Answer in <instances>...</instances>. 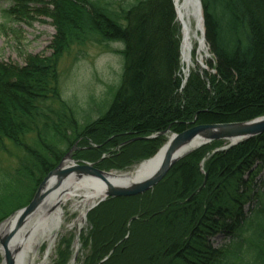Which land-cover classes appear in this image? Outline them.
Listing matches in <instances>:
<instances>
[{
    "label": "trees",
    "instance_id": "16d2710c",
    "mask_svg": "<svg viewBox=\"0 0 264 264\" xmlns=\"http://www.w3.org/2000/svg\"><path fill=\"white\" fill-rule=\"evenodd\" d=\"M200 1L214 63H207L212 72L190 69L182 84L172 0H15L21 14L30 3L41 6L55 34L49 56L0 63V151L9 142L26 152L14 176L0 181V222L30 202L72 147L77 161L125 171L156 153L165 135L145 137L165 129L264 116V0ZM114 42L122 45L119 84L102 112L80 120L62 96L59 60L75 46ZM222 143L177 160L151 190L91 209L83 264H264V190L255 189L264 133L210 155L199 189L201 159ZM221 232L229 239L215 249Z\"/></svg>",
    "mask_w": 264,
    "mask_h": 264
},
{
    "label": "rangeland",
    "instance_id": "374dc122",
    "mask_svg": "<svg viewBox=\"0 0 264 264\" xmlns=\"http://www.w3.org/2000/svg\"><path fill=\"white\" fill-rule=\"evenodd\" d=\"M17 4L18 3L15 2V0H0V63L23 66L25 64V58L29 54L39 55L41 57H47L50 55L52 52L50 44L55 34V27L52 19L42 14V11L40 10L41 6L37 3H30L29 6L26 7L28 8V11L23 14H21ZM8 9L9 11L7 12L3 11ZM121 47V44L115 42L110 43L109 48H104L98 44L88 43L83 47H79L81 48L79 49L80 53L78 52V47L75 46L60 58L58 69L62 96L76 107L77 115L80 120H82L83 117H87V115L90 119H94L99 114V110L101 109L102 112L104 106L108 105L107 103H109L111 99L113 88L117 87L121 77L122 58L120 54L117 53V50L121 49ZM206 53L207 55L203 59V62L199 63L197 61L198 56L196 51L193 50V65L190 69H197L200 72L203 70L212 72L207 66L209 61L214 63L213 56L209 53V48ZM190 69L184 74L181 63V76L183 77L182 84H184L189 76ZM221 141H223V143L220 146H217L210 152V154H206L204 158L201 159L199 170H201L203 174V180H201L202 184L199 189L204 187L207 178V174L203 170L206 159L212 154L219 151H226L230 147L238 144L236 143L229 147V142L227 140ZM6 143L7 150L4 152L0 151V181L8 180L10 177L12 178L20 159L24 158L26 155V152L11 146L9 142ZM27 143L32 144V141L28 140ZM128 143H130V141L126 144L123 142L121 145H127ZM76 148L77 147H74L73 150H76ZM68 152L69 150L65 155ZM73 154L74 151H72L70 158L66 159L65 162H67V164H64L65 166L72 163H82L77 161V158H73ZM138 164L139 162L130 165L125 171L133 170ZM108 171L123 172L116 170ZM255 185V189L264 190V169L257 176ZM19 189L21 190V188ZM253 203L254 200L251 199L245 205L243 211L247 213ZM90 206L91 205L86 206L82 227L80 230H77L76 226L71 229H69L68 226L72 225V223L80 218L81 210L73 211L70 204L63 205L64 223L62 225V230L57 233L47 256L45 255L47 242H43L38 248H35V251L32 253L34 264L84 263V259L90 251L87 242L85 241L88 231L87 214L95 207L89 209ZM228 239L229 234L223 232L218 233L212 239V247L220 249L222 243L224 244ZM77 244L79 245L78 249H76ZM0 259L1 264L3 259L1 253ZM104 259H106V257L103 258V260Z\"/></svg>",
    "mask_w": 264,
    "mask_h": 264
},
{
    "label": "water",
    "instance_id": "95a60500",
    "mask_svg": "<svg viewBox=\"0 0 264 264\" xmlns=\"http://www.w3.org/2000/svg\"><path fill=\"white\" fill-rule=\"evenodd\" d=\"M198 2L201 7V1L198 0ZM262 133H264V116L249 121L231 122L229 124L214 123L208 125H193L180 133H169L168 129H165L162 132L145 137V139H149L155 138L159 135L167 136L165 143L156 150L157 152L151 158L146 159V161H150L158 157L156 164L150 168L148 174L142 180L127 185L119 180L111 184L108 182L107 176L112 174V172L100 170L92 163H72L65 166L64 163L66 159L70 158L74 149V147L71 148L58 165L44 177L30 202L4 220L6 221L9 218H15L12 228H10L8 232L0 234V253L3 256L1 264H15L14 257L10 252L9 247L16 232L23 226L24 221L28 216H30L53 191L64 187L68 180L74 179L77 182H83L86 184L92 183L94 185L105 184V193L103 197L93 203L89 207V209H91L108 197L137 196L151 190L162 180L167 171H169L177 160H180L191 151L205 144L215 140H227L229 142L228 146L230 147L231 145ZM136 139L139 138L130 139L124 142V144ZM146 161L143 160L142 162H139V165ZM47 183H50L51 186L44 190ZM3 222L0 223V226Z\"/></svg>",
    "mask_w": 264,
    "mask_h": 264
},
{
    "label": "bare ground",
    "instance_id": "6f19581e",
    "mask_svg": "<svg viewBox=\"0 0 264 264\" xmlns=\"http://www.w3.org/2000/svg\"><path fill=\"white\" fill-rule=\"evenodd\" d=\"M175 12V20L180 31V60L184 74L193 65L192 51L195 50L198 62L202 63L207 55L208 45L204 34V21L202 6L198 0H172ZM158 161V157L153 160L143 162L135 166L133 170L123 172H112L107 176L108 182L113 184L119 180L123 183L142 180ZM64 164H67L65 162ZM96 184V183H95ZM47 183L44 190L50 188ZM105 193V184L94 185L92 183L77 182L70 179L58 190L53 191L38 208L24 221L23 226L16 232L11 244L15 264H34L32 253L43 242H47L46 256L48 255L54 239L62 230L63 225V205L70 204L73 211L81 210V216L69 229L74 226L80 230L84 221V210L87 205H92ZM15 218H9L0 226V234H4L12 228ZM76 247V245H75ZM79 245L77 244V248Z\"/></svg>",
    "mask_w": 264,
    "mask_h": 264
}]
</instances>
